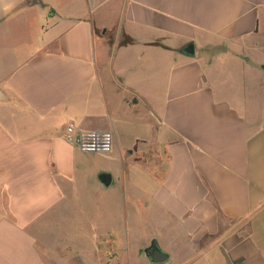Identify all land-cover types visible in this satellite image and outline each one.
Returning a JSON list of instances; mask_svg holds the SVG:
<instances>
[{"label":"crops","instance_id":"crops-1","mask_svg":"<svg viewBox=\"0 0 264 264\" xmlns=\"http://www.w3.org/2000/svg\"><path fill=\"white\" fill-rule=\"evenodd\" d=\"M142 262L264 264V0H0V264Z\"/></svg>","mask_w":264,"mask_h":264},{"label":"built area","instance_id":"built-area-1","mask_svg":"<svg viewBox=\"0 0 264 264\" xmlns=\"http://www.w3.org/2000/svg\"><path fill=\"white\" fill-rule=\"evenodd\" d=\"M64 141L82 152L108 154L112 149L113 136L110 131H76L72 125L65 128Z\"/></svg>","mask_w":264,"mask_h":264},{"label":"water","instance_id":"water-1","mask_svg":"<svg viewBox=\"0 0 264 264\" xmlns=\"http://www.w3.org/2000/svg\"><path fill=\"white\" fill-rule=\"evenodd\" d=\"M184 52L187 55L194 54V46L193 44H188L184 48ZM98 180L103 186H108L111 181V175L108 172H100L98 174ZM144 255L151 263H162L168 259V254L160 249L156 241H151L149 246H147L144 250Z\"/></svg>","mask_w":264,"mask_h":264},{"label":"trees","instance_id":"trees-1","mask_svg":"<svg viewBox=\"0 0 264 264\" xmlns=\"http://www.w3.org/2000/svg\"><path fill=\"white\" fill-rule=\"evenodd\" d=\"M129 41H131L129 38H127V39H125L123 42H122V44H125V43H127V42H129Z\"/></svg>","mask_w":264,"mask_h":264},{"label":"rangeland","instance_id":"rangeland-1","mask_svg":"<svg viewBox=\"0 0 264 264\" xmlns=\"http://www.w3.org/2000/svg\"><path fill=\"white\" fill-rule=\"evenodd\" d=\"M141 264H146L145 262H142Z\"/></svg>","mask_w":264,"mask_h":264}]
</instances>
